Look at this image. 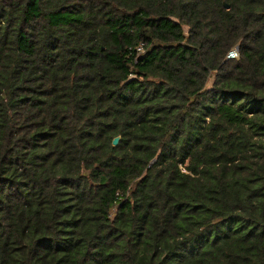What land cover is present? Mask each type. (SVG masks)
<instances>
[{
  "label": "trees",
  "instance_id": "16d2710c",
  "mask_svg": "<svg viewBox=\"0 0 264 264\" xmlns=\"http://www.w3.org/2000/svg\"><path fill=\"white\" fill-rule=\"evenodd\" d=\"M0 264H264V0H0Z\"/></svg>",
  "mask_w": 264,
  "mask_h": 264
},
{
  "label": "built area",
  "instance_id": "2783aa9c",
  "mask_svg": "<svg viewBox=\"0 0 264 264\" xmlns=\"http://www.w3.org/2000/svg\"><path fill=\"white\" fill-rule=\"evenodd\" d=\"M139 51H142V49H139ZM239 57V53L237 49L232 50L229 55H228V59H237Z\"/></svg>",
  "mask_w": 264,
  "mask_h": 264
},
{
  "label": "water",
  "instance_id": "95a60500",
  "mask_svg": "<svg viewBox=\"0 0 264 264\" xmlns=\"http://www.w3.org/2000/svg\"><path fill=\"white\" fill-rule=\"evenodd\" d=\"M225 7H226L227 9L230 8V6L227 5V4H225ZM119 141H120V137H116V138L113 140V144H114V145H118Z\"/></svg>",
  "mask_w": 264,
  "mask_h": 264
}]
</instances>
